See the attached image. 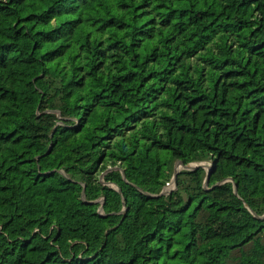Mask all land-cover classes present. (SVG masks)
I'll list each match as a JSON object with an SVG mask.
<instances>
[{
  "label": "trees",
  "instance_id": "obj_1",
  "mask_svg": "<svg viewBox=\"0 0 264 264\" xmlns=\"http://www.w3.org/2000/svg\"><path fill=\"white\" fill-rule=\"evenodd\" d=\"M263 213L264 0H0V264H264Z\"/></svg>",
  "mask_w": 264,
  "mask_h": 264
},
{
  "label": "water",
  "instance_id": "obj_2",
  "mask_svg": "<svg viewBox=\"0 0 264 264\" xmlns=\"http://www.w3.org/2000/svg\"><path fill=\"white\" fill-rule=\"evenodd\" d=\"M199 165L205 167L206 168V173H208L209 168L211 166L210 163H205V162H191V163L183 164L181 161L176 160L175 161V164H174V170H173L172 177H171L170 181L166 184V186L160 191V193L161 194H166L171 189H173L175 187V177H176V174H177V172L179 170H181V169L191 170L194 167L199 166ZM122 174H123V172H122ZM101 177H102V174L100 175V181H102L101 180ZM206 182H207V175H206L205 180H204V185H206ZM109 185L112 188H115L118 192H120V190L118 188H116L114 184L109 183ZM233 191L236 192V184H233ZM81 196L84 197V188H82V190H81ZM94 201H96V200H93L92 202H94ZM98 201H100L102 203L103 198L102 197L99 198ZM263 216H264V213L261 216H259V217L262 218Z\"/></svg>",
  "mask_w": 264,
  "mask_h": 264
},
{
  "label": "built area",
  "instance_id": "obj_3",
  "mask_svg": "<svg viewBox=\"0 0 264 264\" xmlns=\"http://www.w3.org/2000/svg\"><path fill=\"white\" fill-rule=\"evenodd\" d=\"M99 211L101 212V210L99 209Z\"/></svg>",
  "mask_w": 264,
  "mask_h": 264
},
{
  "label": "rangeland",
  "instance_id": "obj_4",
  "mask_svg": "<svg viewBox=\"0 0 264 264\" xmlns=\"http://www.w3.org/2000/svg\"><path fill=\"white\" fill-rule=\"evenodd\" d=\"M101 180H102V178H101Z\"/></svg>",
  "mask_w": 264,
  "mask_h": 264
}]
</instances>
